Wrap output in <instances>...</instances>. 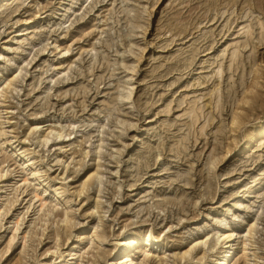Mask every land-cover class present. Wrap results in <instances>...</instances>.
<instances>
[{
  "label": "rangeland",
  "instance_id": "374dc122",
  "mask_svg": "<svg viewBox=\"0 0 264 264\" xmlns=\"http://www.w3.org/2000/svg\"><path fill=\"white\" fill-rule=\"evenodd\" d=\"M0 91V264H264V0H1Z\"/></svg>",
  "mask_w": 264,
  "mask_h": 264
},
{
  "label": "bare ground",
  "instance_id": "6f19581e",
  "mask_svg": "<svg viewBox=\"0 0 264 264\" xmlns=\"http://www.w3.org/2000/svg\"><path fill=\"white\" fill-rule=\"evenodd\" d=\"M131 93H132V91L130 89H127V88L126 89H123L122 92H121V97L124 98V99H130L131 98ZM0 96H1V91H0ZM120 125H121V123H120ZM256 134L258 136L264 138V125H263V127L261 129H258L255 132L252 131L251 133H248L247 134V136L245 138V145H244V147L246 149L250 145V143L253 140V138H255V135ZM32 175H35V172L32 173ZM1 177H2V175H0V178ZM22 181L25 183L28 180L25 178ZM45 193H47V190H45ZM34 197L37 199V202H39V208H40V210H42L45 207V205H46V199L43 196H41V195H39L37 193L34 194ZM59 199H60L59 193H55L53 195V198L51 200V203H55V202L59 201ZM49 208L50 207H48L47 209H49ZM47 209H46L47 213L50 214L51 213V210L50 209L47 210ZM52 209H53V207H52ZM42 211H44V210H42ZM44 213H46V212L44 211ZM57 216H58V214H57ZM63 217L64 218L61 221L62 222H67L68 221V214H67V212H65V214H64ZM60 219H62V218H60ZM75 236H76V240H75V243L72 244L73 245V248L71 249V251L69 253V256L72 255V252L74 251V249L76 250V248H79L80 247V246L79 247L77 246L76 241H77V239L78 240L80 239L81 234L80 235L79 234H75ZM96 237H98L99 240H102L101 237H99L97 235H96ZM221 237L223 238L224 244H223V247H222L221 252H220V259L222 260V264H231L232 263V260H231V253H230V244H231L232 240L234 239V233L233 232H230L228 234H223V235H221ZM12 240L13 239H11L9 241V245H11ZM151 243H152L151 236H148L147 235V237L144 238L143 243H142L144 252H147L149 250V247H150ZM128 246H127V239L126 238H122L120 240L119 244H118V247L119 248H118V250L116 251V253L114 255V258L115 259H118L120 257H122V258L125 257V261L122 264H133V262H134V260L132 258V255L130 254L131 253V251H130L131 250L130 249L131 246H130V248H128ZM238 248H239V254H243L244 255L245 252H246V244H245V242H242L241 241V245ZM146 258H147V254H145L144 259H146ZM144 259H143V261H144Z\"/></svg>",
  "mask_w": 264,
  "mask_h": 264
}]
</instances>
